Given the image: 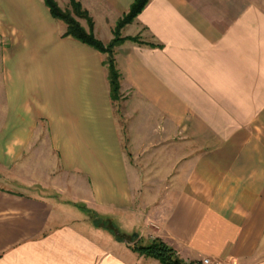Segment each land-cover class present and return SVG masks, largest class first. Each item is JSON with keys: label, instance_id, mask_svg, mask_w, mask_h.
Here are the masks:
<instances>
[{"label": "crops", "instance_id": "crops-1", "mask_svg": "<svg viewBox=\"0 0 264 264\" xmlns=\"http://www.w3.org/2000/svg\"><path fill=\"white\" fill-rule=\"evenodd\" d=\"M77 1L103 43L133 2ZM233 3L149 0L122 28L145 42L115 50L124 146L104 56L43 0H0V264H160L101 220L185 261L264 264V8ZM36 146L67 200L25 191ZM143 156L167 164L165 191L142 182Z\"/></svg>", "mask_w": 264, "mask_h": 264}, {"label": "trees", "instance_id": "trees-1", "mask_svg": "<svg viewBox=\"0 0 264 264\" xmlns=\"http://www.w3.org/2000/svg\"><path fill=\"white\" fill-rule=\"evenodd\" d=\"M45 6L48 9L50 15L65 24V32L62 34L63 37H71L83 44L90 46L104 58L102 65L106 69V79L108 85V93L111 103L119 101L121 99L120 82L121 73L117 67L115 60L116 47L123 42L129 40L132 42L144 44L141 40L140 34L134 36H123L121 34L122 28L132 23L133 20L138 16L139 13L144 9L149 0H133L130 4L127 12H125L118 22H116L113 28V37L110 41L103 43L101 40L93 35V22L87 12L82 8L81 4L77 0H69V7L62 9L59 7L55 0H43ZM77 18L85 19L87 23V29L79 23ZM153 46V43H146ZM92 218L97 219L98 216L89 212ZM100 225L107 226L110 229L113 236L126 243H131V249L137 252L139 255L145 257H151L156 259L160 264H201L198 261H185L180 258L175 250L168 244L159 238H154L150 241H144L137 236L125 234L119 230L118 227L109 223L108 221L101 220L98 222Z\"/></svg>", "mask_w": 264, "mask_h": 264}, {"label": "rangeland", "instance_id": "rangeland-1", "mask_svg": "<svg viewBox=\"0 0 264 264\" xmlns=\"http://www.w3.org/2000/svg\"><path fill=\"white\" fill-rule=\"evenodd\" d=\"M240 1V3H239ZM245 1L246 0H233V3L235 5V10L237 9L238 5L239 6H243L245 5ZM230 1H227L226 2V5H229ZM249 4L250 5H258L259 7H262L264 8V0H249ZM69 6V5H68ZM64 9V8H63ZM137 35V34H136ZM140 38H142V36L140 35ZM124 95L121 94V99L119 101H114L113 102V109H114V113H115V116H116V121H117V125H118V129H119V132H120V135L123 136V144L124 146H126V142H128V139L126 136H125V130L123 129V126L122 125V122L125 121L124 118H121L122 115H120L119 113H121V101L124 99L123 97ZM123 117V116H122ZM128 121V120H126ZM124 123V122H123ZM125 124V123H124ZM173 134V135H172ZM178 135H183V132L182 131H176V132H171V140L173 139V142L174 144H170L171 145V148L169 149V154L168 155H174L175 158H177L176 156H178L179 154H181L182 150H181V147H178L177 146V142H178ZM177 136V137H175ZM182 137V136H181ZM41 147H34V151L37 152V155L38 156V162H36L34 164V162L30 163V164H27L29 166L28 168V172H26V177L27 180H29V182L31 183H36V189H25V191H36L38 194L40 195H50V196H53L55 197L57 200H60V201H64V200H67L66 199V196L63 195V194H60L58 192V190L60 191L61 189L62 190H65L66 187L64 185L65 183V180L60 178L57 180V182L54 181L53 178L60 175L59 171L57 172V174H55L56 172H53L52 170H50V168L48 167V163H44L41 161V156H40V151L39 150ZM126 149V148H125ZM157 150L159 151H156V159H157V156L159 157L161 155L160 150L161 148H157ZM128 151V149H127ZM173 152V153H172ZM172 153V154H171ZM127 157V155H126ZM128 158V157H127ZM143 158V159H142ZM141 159L144 160L145 162H143V164L145 165L143 167V170L142 172V182H144V185L146 181H149V183L151 182H155V188H159L161 191H165L166 189V185L168 184V180H166L167 178V175L165 171H167V164H164V161L161 162H147L146 160L148 158H146L145 156H143ZM171 161H172V158L170 159V163H169V167L171 166ZM148 163V164H147ZM174 165V164H173ZM177 166V164H176ZM148 168V169H145ZM16 172V171H15ZM173 173V172H172ZM11 174V173H9ZM146 174L148 175V177L146 178ZM12 176H7V178L11 179V181L13 180H16V177H14L13 174H11ZM166 176V177H165ZM55 183V184H53ZM157 185V186H156ZM6 186H9L10 188H17V189H21V187H19V185L17 183L15 184H12V183H8L6 184ZM24 188H22L23 190ZM52 194V195H51ZM59 205L61 206L62 204L59 203ZM63 206V205H62ZM64 207V206H63ZM68 213H66L67 215H65L64 213V217L63 219H66V220H70L71 218H74L76 216H79L81 215L82 217H86L84 214L82 213H79L76 209L74 210H70V211H66ZM88 216V215H87Z\"/></svg>", "mask_w": 264, "mask_h": 264}, {"label": "built area", "instance_id": "built-area-1", "mask_svg": "<svg viewBox=\"0 0 264 264\" xmlns=\"http://www.w3.org/2000/svg\"><path fill=\"white\" fill-rule=\"evenodd\" d=\"M201 264H229V262L227 260H211L204 258L201 260Z\"/></svg>", "mask_w": 264, "mask_h": 264}]
</instances>
